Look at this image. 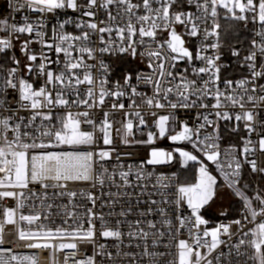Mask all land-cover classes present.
<instances>
[{
    "label": "snow or ice",
    "instance_id": "snow-or-ice-1",
    "mask_svg": "<svg viewBox=\"0 0 264 264\" xmlns=\"http://www.w3.org/2000/svg\"><path fill=\"white\" fill-rule=\"evenodd\" d=\"M188 6L189 9L194 7L193 10H185ZM21 7H27L29 10L39 13L40 18L35 22L29 20L28 17L24 18L23 24L13 23L8 25L6 20H0V30H6L8 32L7 38L0 39V52H5L13 47L12 38L15 36L18 38V34H32L38 38L36 41L31 39L25 40L21 44V52L26 56L29 64L25 65V68L29 74L33 72V63L37 59L41 60L38 65L37 75L44 77V83L35 88L33 83H30L24 76H18L20 71V61L12 57L14 67L4 69L0 65V72H4L3 76H0V109L4 112L12 113L13 115L20 109L32 111V116L29 120L28 126L40 117L42 121H51L53 119L52 109L56 107H85L86 109H93L97 107H103L106 102V98H113L110 105V111L103 113V120L99 126V131L103 134V143L105 145L111 144L110 130L112 123L109 120L112 112L116 110H123L126 117V123L122 126L125 130L124 142L127 143V136L132 134L133 121L127 119V117L135 116L139 125H145L146 121L144 116L139 110L129 112L126 109L124 103L118 102L122 97L130 99V103L127 108L139 109L135 99L132 97L141 96L142 103L147 107L152 108H164L170 107L176 109L178 107L191 108L196 107L197 102L200 101L199 107L207 108L208 105L203 103V98L212 95L216 103L212 105L213 108H221L223 97L232 106H239L244 108V96L249 92H255V82L264 78V63L257 68L258 55L264 58V0H26L25 4L17 5L15 10H19ZM70 9L73 12L80 13V17H88V20L77 19L73 20L68 18L58 25L52 26V43H49L44 39L47 32L44 31L47 27L46 16L48 14H55L57 10ZM114 9V11H113ZM218 9L225 10V19H231L235 21L259 23L261 31L256 35L260 37L259 42L252 41V51L246 55L244 63L251 74V80L241 79L236 82L237 87L242 89L243 92L239 95L232 94L230 92H222L218 87L220 81V72L225 65L218 64L220 60L219 49L221 44L219 42V29L221 25L218 22L220 15ZM103 11L106 14V19H101L98 22L96 17L99 12ZM209 21L211 26L209 27ZM74 23L77 29L81 32L79 35H73L64 32L66 24ZM177 25L182 26L183 31H177ZM166 33L167 36L164 39H158V34ZM202 40L197 46L195 51L187 46L185 37L197 38L201 36ZM97 35L99 40V47L91 46L93 41L91 37ZM107 36V38H106ZM215 38L214 42L206 43L209 38ZM33 42H38L42 47L53 49L57 56L63 54V67L59 72L52 70H46L47 65L51 63H60L59 59L53 61L43 51L38 57L35 53H30L29 45ZM155 45V47H153ZM140 46H144L146 51L139 53L141 56L148 57V67L152 70L151 74H137V84L143 82L151 84L153 86V96L145 97V94L139 93L137 87L131 84L133 79L131 73H127L123 77V84L119 80L115 81L112 87H109V65L105 64L103 59L97 61V64L87 63V60H97V53L101 56L104 54H125L127 53L131 57L137 56V49ZM209 49L214 50V55H207ZM232 55L238 57L240 55L239 50L233 49ZM87 58V60L85 59ZM181 60L192 64L194 60H199L203 63L201 67H193L192 73L197 78L206 76V79H201L198 84L197 79H188L183 73L174 74V70L177 67V63ZM98 66V76H94L93 69ZM187 72V69L184 70ZM179 77V83H175ZM254 85L251 89L246 85ZM80 85H87V89L83 96L79 92ZM224 85L226 89H230L233 85V81L225 80ZM49 86L54 90H49ZM260 90L264 91V85H260ZM15 90L18 93V98L13 101L9 98V90ZM130 89V93L127 91ZM75 95L77 98L69 100L66 96ZM170 95L176 96V102H172L169 99ZM194 97V99H193ZM161 100L166 101L167 104L161 103ZM256 97L253 95H247L248 102H255ZM260 101H264V95L259 97ZM47 108V112L39 111L40 109ZM89 110L73 113L71 111L66 112L64 115L57 117L59 121V127L52 126V128L42 131L41 135L45 137H51V141L46 144L41 142L26 143L21 139V123L24 118L19 117L21 123H17L11 130L15 133L13 140H8L7 132L9 131V124L12 120V115L0 116V135L3 136L4 144L6 147H0V173H3V178H0V188H20L24 189L28 187V183L39 182L45 189L49 187H66L61 181L70 180H89L92 178V164L94 163L93 152H75V151H62V152H47L44 154H33L29 156V149L36 148H48L55 145H92L95 143V131H84L81 129L82 124H87L96 128V121L92 118ZM153 116L156 113H152ZM216 115L221 119H231V116L227 112H217ZM170 119H174L169 115L158 116L155 121V127L158 132L154 133L149 131L146 141H140V143L153 144L154 140L158 138H164L168 135V122ZM197 119H202V123L196 127H190L187 123H182L180 130L175 134L168 135V139L173 142L186 141L191 144L192 148L203 155L207 161L215 164L216 169L219 171L220 176L223 178L225 185L233 189L234 194L239 197L246 210L244 219L249 223H254L255 226L250 228L247 232L243 231L244 225L241 220L233 221L236 224L244 237H250L247 241L243 238L239 240V243L234 245L239 254V248L246 243L254 250V254L249 259L256 262V264H264V196L257 190L254 197H249L240 187L241 169L243 163L251 165L252 172L264 173V168H258L255 160H249L248 154L253 151L249 145L252 143L250 140L245 141L243 148L244 161L236 158L234 155L235 149L230 148L224 153L225 160L221 161V153L219 151V136L217 135H204L201 138V130L206 126H213L215 129V122L209 120L208 115L198 114ZM237 121L247 120L252 122L254 116L252 111H246L235 116ZM249 133L254 131L251 123L245 125ZM235 130V129H234ZM120 129H117L119 132ZM218 131V129H217ZM28 133L24 132L23 136H27ZM259 150L264 152V137L259 141ZM13 145H16L20 150H16ZM179 156L182 158V164L187 166L189 162H197L199 164L198 176L195 183L179 185L176 188L175 199L169 201L164 199L163 203H172L175 205L176 219L179 221L181 228L187 224H191L196 229H199L201 225H207L208 221L202 218L201 209L205 207L216 195V191L219 187L217 177L212 175L209 171V167L203 160L199 159L196 154L190 151L176 149ZM11 159H8V156ZM104 159L109 157V152L100 151L95 154ZM174 156L172 152H166L153 148L149 154V158L146 163L149 165H157L170 163ZM141 170H138L135 174L137 180L144 178L142 172L143 164H141ZM107 170H105L106 172ZM132 174V167L129 166L128 171H120L119 176L123 181V186L130 187L131 184L128 177ZM151 175V174H148ZM111 179V177H109ZM97 181L103 185L104 178L103 173L96 177ZM54 181L53 184L45 183V181ZM159 182V181H158ZM163 188H167V184H162ZM244 187H247L245 185ZM65 193H60L64 195ZM69 197H75L76 192L66 193ZM14 191H2L0 197H16ZM23 196V193H20ZM46 195V194H45ZM113 195L119 196L120 193ZM128 195V193H124ZM164 196V193H161ZM88 199L95 205V198L88 194ZM253 199L259 202L260 207H253ZM116 201H113L115 203ZM152 204H156L155 200L151 201ZM182 205H186V208L190 210V216L183 214ZM19 207H23L21 201ZM51 208L52 205H48ZM131 211L130 209L128 210ZM153 209L149 208L146 212H141V216L150 215ZM161 216L164 219L161 223L169 229V235H171L172 220L167 218L165 209H159ZM16 210L12 208H5L3 215L7 218L8 224L15 223L14 216ZM71 218L74 214L69 213ZM116 215L115 213H109V216ZM119 216L124 217L128 215V212L121 211ZM87 229H84L83 223L78 219L74 221L75 228L71 230L65 228H56L55 230H41V231H19V238L21 240H41L44 243H30L29 248H44V249H56L60 250L70 249L76 250L77 244L75 242H63L64 240L75 241L77 239L93 241L96 234V225L93 223L94 219L100 221V235L104 238H114L117 241H121L122 236L125 235L120 229L122 224L121 220L116 221V227L111 228L108 226V221L105 220L103 215H97L91 208L87 209ZM250 217V219H249ZM257 217H262L260 222L256 223ZM39 215H23L21 214L19 219L21 221H27L28 224H32L34 221L39 220ZM194 218V219H192ZM67 223V221H65ZM144 221L136 220L129 223V231L126 235L129 238H142L147 241L149 232L141 226ZM147 227L149 229H157V225L153 221H147ZM71 227V226H70ZM231 225H219L213 229H205L202 233H192L189 229L190 236L194 241L193 245H190L186 240H180L177 247L179 264H201V261H206V264H213L211 259L207 256L211 255L219 245L225 243L220 239V236H231ZM134 229V230H133ZM3 229L0 227V233ZM154 237L152 244L157 245L160 242L159 238L165 235L164 231L156 230L151 233ZM208 237H211V241H208ZM60 240L57 245L54 241ZM2 236H0V243H2ZM119 244L116 245L119 248ZM200 248H207V255H202L198 250ZM106 245L100 244L98 251L91 257L86 259L75 260V252H71L65 258V264L69 259L73 260V264H96L95 256H107L112 259V254L106 252ZM117 256L121 253L118 251ZM123 255L129 256L130 253H124ZM144 256L157 257L163 256L165 253H157L148 251V245L145 243L143 252ZM195 256V261H192V256ZM216 256L215 259L219 262L221 256ZM13 260H20L17 256H12ZM23 260L30 261L31 264H37L34 256H25ZM156 264V261H153ZM173 264V262H170Z\"/></svg>",
    "mask_w": 264,
    "mask_h": 264
},
{
    "label": "built area",
    "instance_id": "built-area-1",
    "mask_svg": "<svg viewBox=\"0 0 264 264\" xmlns=\"http://www.w3.org/2000/svg\"><path fill=\"white\" fill-rule=\"evenodd\" d=\"M26 0H0V20H6L8 25L16 23L18 25L23 24L24 18L28 17L30 21L35 22L38 18H40V14L29 10L27 7H21L19 10H15L17 5L25 4ZM79 2H84V0H79ZM133 2H137V0H133ZM185 10H195L194 7L191 9L188 6L185 7ZM114 11V9H113ZM220 13V9H218ZM220 16V15H219ZM72 18L74 21L77 19L88 20V17H80V13L73 12L70 9H62L57 10L55 14H48L46 16L47 27L43 29L47 32V35L44 37L46 41L52 43V26L58 25L64 20ZM98 22L101 19H106V14L101 11L98 13L95 18ZM219 22V17H218ZM220 24V23H219ZM251 28V36L252 41L256 40L259 42L260 37L256 35L257 32L261 31V26L259 23H252ZM209 27L211 26V21H209ZM3 26H0L2 28ZM177 31L182 32V26L177 25ZM64 32L70 33L73 35H79L81 30L75 27L74 23L66 24L64 27ZM220 37L219 42L221 47L219 49L220 60L217 61L218 64L225 65L226 67L221 68L220 72V81L218 83V87L222 92H230L232 94L239 95L243 92L242 89L237 87L236 82L241 79H249L251 80V74L244 64V67L232 68V66L223 61L222 54V42H221V28L219 29ZM8 32L6 30H0V39L7 38ZM166 33L158 34V39L166 38ZM107 38V36H106ZM33 40L36 41L38 38L35 36V33L32 34H18V38L13 36L12 44L13 47L11 49L6 50L5 52H0V65L3 66L4 69L14 67L12 57L15 56L16 59L20 61V71L18 72V76H24L30 83H33L35 88H39L44 83V77L37 75L38 65L41 63L40 59H37L33 63V72L29 74L25 68V65L30 62L27 59V56L21 52V44L25 40ZM93 47H99V40L97 35H93L91 37ZM187 41V46L195 51L197 46L200 44L202 40L201 36L197 38H188L185 37ZM215 38H209L206 43L214 42ZM155 47V45H153ZM253 49H251L252 51ZM30 53H35L38 57L41 52L47 54L50 60L59 59L60 63H51L47 65L46 70H52L54 72H59L63 67V54L57 56V54L53 49H48L46 47H42V45L38 42H33L29 45ZM146 51L144 46H140L137 49V56L135 58L131 57L127 53L125 54H104L101 56L97 53V60H87V63L97 64V61L103 59L105 64L109 65L110 75L109 79V87L115 83V81L119 80L121 84H123V77L127 73L132 74L131 84L137 87V91L139 93L145 94V97L153 96V86L151 84L139 83L137 84L136 75L137 74H151L152 70L148 67V57L141 56L139 53ZM207 55H214V50L209 49ZM264 63V58H261L258 55L257 58V68L259 70V65ZM203 63L199 60H194L192 64L187 63L184 60H181L177 63V67L174 70V74L183 73L188 79H197L198 84L201 79H206L204 76L202 78H197L192 73L193 67H201ZM243 68L247 70V75L239 77L241 73H243ZM187 69L185 73L184 70ZM5 73L0 72V76H3ZM94 76H98V66L96 69H93ZM225 80L233 81V85L230 89H226L224 85ZM179 77L175 83H179ZM260 85H264V78H260L255 82L256 91H249L244 96V108L241 109L239 106H232L227 100H222V107L217 109L213 108L212 105L216 103L215 98L212 95H209L203 98V103L207 104V108L199 107L200 101L197 102L196 107L191 108H183L178 107L176 109H172L170 107L164 108H149L147 105L142 103V97L136 96L132 97L135 99L136 103L140 105L139 109H129L127 108L128 104L131 102L129 98L122 97L120 99L121 103H124L126 109L129 112H134L139 110L141 114L144 116L146 121L145 125H139L138 119L133 115L127 117V119H132L133 121V130L132 134L127 136V143L124 142L125 130L123 128V124L126 123V117L124 115L123 110H116L112 112L109 120L112 123V128L109 132L111 137V144L105 145L103 143V134L99 131V126L101 121L103 120V113L105 111H110V105L113 101V98H106L105 105L93 109H86L85 107H56L52 109L53 119L49 121H42L40 117L28 126L29 120L32 116V111L20 109L14 115L12 113L4 112L0 109V116L3 115H12L13 118L9 124V131L7 132L8 140H13L15 133L11 130L15 127L17 123H21L19 117H23L24 120L21 123V139L22 142L32 143L36 142L37 144L44 142L48 144L51 141V137H45L41 135L42 131L48 130L52 128L53 125L55 127H59V121L57 117L64 115L66 112L71 111L73 113L89 110L92 118L96 121V128L93 129V126L82 124L81 129L84 131H95V143L92 145H79V146H68V145H55L48 148H36L29 149V156L33 154H44L47 152H62V151H75V152H93L94 153V163L92 164L91 176L92 178L89 180H70V181H61L66 185L64 188H53L49 187L47 189L43 188L39 182H29L28 187L24 189L20 188H0V192L2 191H14L17 195L15 198L13 197H0V227H2L3 231L0 233L2 236V243H0V264H31L30 261L23 260L22 258L25 256H34L36 258L37 264H65V258L71 252H75V260L86 259L87 257L93 256L98 251V246L100 244L106 245V252H110L112 254V259H109L107 256L96 255L95 261L96 264H153V261H156V264H179L178 259V243L180 240H186L190 245L194 247V241L192 236H190L189 229H191L192 233L200 232L202 233L205 229H213L218 227L219 225H231L230 232L231 236L221 235L220 239L225 241L219 245V247L213 251V253L207 256L208 259L213 261V264H256L255 261L249 259L250 256L254 254V250L246 243L245 245H241L239 248V254L237 253V249L233 247L234 245L239 243L241 238L246 241L250 239V237H244L240 228L233 223L235 220H241L244 225L243 231L247 232L250 228L255 226L254 223H249L244 219V216L247 214L244 208L243 201L238 198V203L234 204L237 207V210L234 214L231 215L229 207L223 213H219L216 211L214 217L206 216L205 209L208 207L205 205L203 209H201V216L205 220L208 221L207 225H201L199 229H196L191 224H187L185 227L181 228L179 225V221L176 219V210L175 205L172 203H163L164 199L172 201L175 199L176 188L179 185L191 184L195 183V181L191 183H183L181 180L182 171H176L177 169L188 170L190 166L187 168H183L180 164V167L175 164L176 157L173 163H164L157 165H149L146 163L149 158V154L153 148L158 150H163L166 152L167 149H164L160 144L169 142L168 135L175 134V132L180 130V126L182 123H187L190 127H196L198 124L202 123V119H197L198 114L208 115L209 120L215 122V129L213 126H206L201 130V138L204 135H217L219 136V140L217 141L219 144V151L221 153L220 160L224 161L225 156L224 153L226 150L230 148H234V155L236 158L240 159L243 163L244 155L243 148L245 146V141L250 140L252 143L249 145L250 148L253 149L248 154L249 160H255L258 168H264V152L259 150L258 141L264 137V101H260L259 97L264 95V91L260 90ZM254 85L248 84L247 88L251 89ZM87 85H80L79 92L81 96H83L84 92L87 89ZM49 90H54L49 86ZM130 93V89H127ZM9 98L15 101L18 98V93L15 90H9ZM247 95H253L256 97L255 102H248ZM67 99L73 100L77 97L73 95L66 96ZM169 99L172 102H176V96L170 95ZM194 99V97H193ZM161 103L167 104L166 101L161 100ZM39 111L47 112V108L40 109ZM246 111H252L254 120L249 122L247 120L237 121L235 116L237 114L243 115ZM217 112H227L231 116V119H221L216 113ZM152 113H156L155 116ZM169 115L174 119H170L168 122V135L164 138H156L154 143L149 145L146 143H140V141L147 140V134L149 131L154 133L158 132L155 127V121L158 116ZM251 123L254 131L249 133L246 124ZM117 129H120L117 132ZM218 129V131H217ZM235 129V130H234ZM27 132V136H23V133ZM226 134H234L238 137V144H229L226 140ZM186 151L193 152L198 156V158H206L199 152H196L190 143L184 142L182 144ZM0 147H6L4 144L3 136L0 135ZM16 150H20L16 145H13ZM100 151L109 152V157L100 159L98 155ZM11 159L9 155L7 157ZM207 165L209 170L216 175L218 181V189L225 194V196H229L232 199V203L235 202V197L233 189L228 188L223 181V178L220 176L219 171L216 169L215 164L210 161H207ZM141 164H143L142 172L144 173V178L137 180L136 172L141 170ZM199 165V164H198ZM129 166L132 167V174L128 177V180L131 184L130 187L123 186V181L119 176L120 171H128ZM245 169H247L253 176L254 181L252 184H248L244 180ZM105 170H107L105 172ZM103 173L104 183L101 185L96 177ZM151 174V175H148ZM3 173H0V178H3ZM111 177V179L109 178ZM159 181V182H158ZM45 183L53 184L54 181H45ZM162 184H167V188H163ZM247 185V187H244ZM249 197H254L256 191L259 190L260 194L264 196V173L259 171L252 172L251 165L248 163H243V167L241 169L240 183L238 185ZM68 192H76L77 195L75 197H69L66 193ZM23 193V196L20 195ZM60 193H65L64 195H60ZM115 193H120L119 196L113 195ZM124 193H128V195H124ZM161 193H164V196H161ZM46 194V195H45ZM88 194H91L95 198V205L88 199ZM155 200L157 203L152 204L151 201ZM23 202V207H19L20 202ZM113 201H116L113 203ZM48 205H52L51 208H48ZM233 205V206H234ZM183 214L185 216H190V210L186 208V205H182ZM253 207L259 208V202L253 199ZM5 208H12L16 210V214L14 216L15 223L8 224L6 222V217L3 215ZM91 208L93 212L97 215H103L105 220L108 221V226L111 228L116 227V221L121 220L122 224L120 225V229L124 236H122L121 241H117L114 238H104L100 235V221L99 219H94L93 223L96 225V234L93 238L92 242L87 240L77 239L75 241L64 240L63 242H75L77 244L76 250L64 249L60 250L58 247L56 249H44V248H29L28 245L30 243H44L43 239L37 240H29L24 239L21 240L19 238V231L23 229L24 231H41L56 228H65L71 230L76 227L74 221L77 219L83 223L84 229H87V209ZM149 208H152L153 211L150 215L141 216V212H146ZM165 209L167 213V218L172 220V228L171 235H169V229L164 226L161 221L164 219L161 216L159 209ZM131 210L130 212L128 210ZM121 211L128 212V215L121 217L118 215ZM69 213L74 214L71 218L69 217ZM109 213H115L116 215L109 216ZM39 215V220L34 221L31 225L28 224L27 221H21L19 219L20 215ZM144 221L141 226L145 229V231L149 232V237L147 241L142 238H129L126 233L130 230L129 223L135 222L136 220ZM194 219V218H192ZM250 219V217H249ZM262 217H257L256 223L260 222ZM67 221V223H65ZM147 221H153L157 225V229L160 231H164L165 235L160 239V242L153 246L152 241L154 237L152 236V232L157 229H149L147 227ZM71 226V227H70ZM134 230V229H133ZM208 241H211V237L207 238ZM61 241H54L55 244H59ZM145 243L148 245V251L157 252V253H165L163 256L157 257H148L144 256V248ZM119 244V248L116 245ZM202 255H207V248L198 249ZM120 252L121 255L117 256L116 253ZM124 253H130L131 255L125 256ZM223 253L219 262L216 261L215 257ZM12 256H17L21 258L20 260H13ZM192 261H195V256H192ZM67 264H73V260L69 259ZM201 264H206V261H201Z\"/></svg>",
    "mask_w": 264,
    "mask_h": 264
},
{
    "label": "trees",
    "instance_id": "trees-1",
    "mask_svg": "<svg viewBox=\"0 0 264 264\" xmlns=\"http://www.w3.org/2000/svg\"><path fill=\"white\" fill-rule=\"evenodd\" d=\"M223 11H220L219 23L221 25V42H222V54L223 61L229 63L232 68L244 67V57L249 54L252 49V36L251 28L252 22L249 20L247 23L243 21H235L231 19L222 18ZM239 50L240 55L238 57L232 55V50ZM243 73L239 77L246 76L247 70L243 68ZM226 140L229 144H238V137L234 134H226ZM161 146H167L170 144L162 143ZM191 181L195 180L194 176L189 178ZM244 180L248 184H252L254 181V176L245 169ZM233 210H237V207H233ZM206 216L209 218L211 215L208 210L205 211Z\"/></svg>",
    "mask_w": 264,
    "mask_h": 264
},
{
    "label": "rangeland",
    "instance_id": "rangeland-1",
    "mask_svg": "<svg viewBox=\"0 0 264 264\" xmlns=\"http://www.w3.org/2000/svg\"><path fill=\"white\" fill-rule=\"evenodd\" d=\"M221 11H223V14H222V18L225 19V10L224 9H220ZM244 22V21H243ZM158 147H162V148H166L165 146H158ZM167 150L168 151H173L174 153H176V149H181L180 147L178 146H175V145H169L167 146ZM186 148L183 147L182 150H185ZM201 160L204 161L205 164H207L206 160L203 159V158H199ZM176 165H178L180 167V164L182 165V159L177 156L176 157V162H175ZM198 169H199V165H196V166H190V168L188 170H181V169H177L176 171H182L180 173L181 174V180L183 183H191L193 181H196V178L198 176ZM211 172L212 175L216 176L212 170H209ZM193 177L194 176V179L193 181H191L189 178L190 177ZM238 198L239 197H235V202L232 203V199L231 197L229 196H225L224 193H222L220 191V188L217 189L216 191V195L214 196V198L207 204V208L205 209L208 210L209 214L211 215V217H214V214H216V211L219 212V213H223L224 211L227 210V207H229V210H230V213L231 215L234 214L236 212V210L234 211L233 210V207L235 206L234 204H237L238 203ZM234 205V206H233Z\"/></svg>",
    "mask_w": 264,
    "mask_h": 264
},
{
    "label": "water",
    "instance_id": "water-1",
    "mask_svg": "<svg viewBox=\"0 0 264 264\" xmlns=\"http://www.w3.org/2000/svg\"><path fill=\"white\" fill-rule=\"evenodd\" d=\"M169 142L172 144V145H175V146H181L184 142H186V141H176V142H173V141H171V140H169ZM172 153H173V156H174V158H173V160L170 162V164L171 163H173L174 162V159H175V156H179V153L178 152H176V153H174L173 151H171ZM180 157V156H179ZM181 158V157H180ZM182 159V158H181ZM189 165H198V163L197 162H189L188 163V165L187 166H184L183 164H182V167L183 168H187Z\"/></svg>",
    "mask_w": 264,
    "mask_h": 264
},
{
    "label": "flooded vegetation",
    "instance_id": "flooded-vegetation-1",
    "mask_svg": "<svg viewBox=\"0 0 264 264\" xmlns=\"http://www.w3.org/2000/svg\"><path fill=\"white\" fill-rule=\"evenodd\" d=\"M181 149H183V146L181 145V146H179Z\"/></svg>",
    "mask_w": 264,
    "mask_h": 264
}]
</instances>
